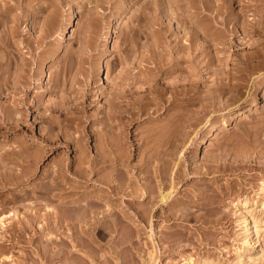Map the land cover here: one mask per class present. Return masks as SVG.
<instances>
[{
	"label": "bare ground",
	"instance_id": "6f19581e",
	"mask_svg": "<svg viewBox=\"0 0 264 264\" xmlns=\"http://www.w3.org/2000/svg\"><path fill=\"white\" fill-rule=\"evenodd\" d=\"M9 1H11L12 3L8 2L7 0H0V52H3V53H0V136L5 137V139L6 138L9 139L10 133L12 134L15 130H17L21 126H23L22 130L24 131V133H22V134L24 136H28L29 138L34 140L36 137L34 134L30 133L28 135L27 133H25V132H30V129L27 126V120H26L25 116L33 114V116H32V117H34V118H32L33 120L41 119L47 123V125H45V126H47V128L43 132L44 134L42 133L38 137L40 139V141L45 140L44 144L48 145V142H49V144L51 143V145H52L56 142L63 140V141H66V143H67L66 145L70 147L71 143L73 144V142H76L79 139H80L79 142L77 141L76 144L77 143L80 144L81 136H85V137L87 136V138H90V134H92L91 133L92 131H90L88 129L87 125H85L84 123H83V125H81V123L85 121L84 117H89V113H86V110L83 108V106L86 103L89 105L91 104L90 101H92V100L91 99L87 100V99L89 98V96H91V95L93 96V87H94L93 83H95L96 80L93 78L95 80L94 81L91 78L93 81H88L87 75L83 72L84 74L81 73V74H83L81 77L83 78L84 75H86L85 77L87 79V82H85L86 81L85 80V81H83L85 83L81 84V83H79L81 81V78L79 79V76H78V80H79L78 81L76 78H74V75L71 74L70 76H73V78H71L69 76V79L70 78L76 79V81H78V82H76V81H74V82L76 84L79 83L81 85L78 87V86H76V84L74 85V82L70 83L71 79L68 82V83H70L68 85V83H67L68 74L67 73L72 72V71H70V69L72 70L73 66L72 67H69V66L73 65V63H74V62L73 63L71 62L72 58L68 57L69 59H71L70 62L68 60L70 65L68 67H64L65 68L64 73L62 71V69H64L63 66L60 67L61 68L60 70L57 69V71H59V73H57L55 70L56 75L63 73L64 74V75L62 74L63 77H62V75H59L55 81L53 80V82H54L53 84L50 82V85L51 84L52 85H51L49 91L51 93L56 94V99L55 98L53 99V97H55V96H53L52 97L53 100L51 99V97H49L51 100L42 101L41 95H40L41 93L39 94V91L37 92V90L41 86L34 79L33 74H35V73L32 74V72H29V69L26 66L27 65L26 63L27 62L30 63V60L26 62V59L23 58L25 61H22L21 60L22 58H20V57H22V55H20L18 59H20L22 62H19L18 66L13 67L14 57H15V55H17V52H18L17 51L18 45H17V43L15 44L16 40H14V42L12 41V37L13 36L16 37L20 33V32H16L17 26H14V25H16V23L18 21L21 22V15L23 14V12H21V14L18 13V12H20L18 9H20L21 11L22 10L25 11L26 8H28V7L32 8L34 6V4L36 5L37 2L33 3V1H35V0H9ZM114 1H113V3H114ZM133 1L134 0H131V1L128 0V2H133ZM171 1L170 0H152V1L142 0L144 5H142V7L140 6V9L142 10L145 7L146 8L149 7V8H152L151 11L154 12V10L155 11L157 10V11H159V13L160 12L163 13L162 11L168 10V8L170 9V7L172 5H174V6H172V9H175V10L178 9L177 7H178L179 3L178 4L175 3L176 4V8H175L174 2L176 0L173 2H171ZM192 1L193 0H191V2ZM198 1H200V0H197V3H198ZM204 1H206V0H204ZM204 1H202V2L205 3ZM225 1H229V0H225ZM39 2L42 4L46 3V5H47L46 0H40ZM118 2H120V0ZM139 2H141V1L139 0ZM181 2H182V0H181ZM185 2H186V0H185ZM191 2H190V4H191ZM202 2H201V4H202ZM238 2L241 3L240 1H238ZM48 3L50 5H52L50 2H48ZM134 3H136V2H134ZM141 3H139L138 6ZM151 3H152V6H151ZM118 4L116 5V3H115V4H113V6L116 5V7H117ZM185 4L187 6L189 3L187 4V2H186ZM192 4H195V3L192 2ZM201 4L198 6L201 7ZM231 4L226 5V6H228V8L226 7L227 9L224 7L226 9V14H224L223 20H221L222 24H225L224 27H226L227 29L225 28V31H224V29L221 28L222 31L218 30L219 32L213 31L214 30L213 28H212L213 30H211L213 32L208 31V30H210L209 28L212 27V26H209L210 25L209 21H208V23H209L208 26L206 23H204V24L201 23V21L204 22L202 20L203 17L201 18L202 15L203 16L205 15L206 18L208 16V18H211V20H213V21L214 20L218 21L217 16H218L219 11H220L219 9H217V11L212 16L208 15L207 13H202L200 16H197V17L195 16L196 19L193 21H192V19H194V18H192V17H191L192 19L188 18L190 16V14H192L191 9H189V10H191V13L189 12L190 14H188V16H187V14L184 15L185 11H184V14H182L183 10H185V9H182L180 7L181 5L179 6L180 8L177 10V12L171 10L173 12L170 11V13H169V10H168V13H166L167 15L173 13L172 15H169L168 17L173 16L172 18L175 17L176 20L178 21V23H180V26L182 25V23H184L185 26L189 27V28H187L188 30L186 31V33H187L186 42L181 41L182 38L175 29L177 27L174 26V28L172 29L170 26L171 23H169V24L165 23L166 21H164V18L161 14H160L161 15L160 16L159 13H157L158 16H154V20H153L152 16L148 17V15L146 14L147 13L146 10H144V9L142 10L143 12L145 11V14L147 15L146 20H145L146 15L142 18L143 21L144 20L146 21L145 24H147L149 26L156 24L157 27L155 26L156 28H154V29L158 30L159 33L161 32L159 35L164 39L166 37H168V36L170 37V35H172V37H173V39H175V41L172 38L171 39L175 43L174 42H172L174 44H172L171 42H169V43H171L172 48L175 50V51L174 50L173 51L179 55L177 56L176 54L173 53V56L174 55L175 56L174 57L172 56V58L170 59V58H168V56H170L171 54H169L167 56V59H170V60L164 62L166 57L163 56L165 59L161 58L162 57L161 53L163 52L162 50L166 47V45H165V47L163 46L164 47L163 49L160 46L161 50L160 49L159 50L162 51L161 53H155L156 50L158 49V46L160 44L163 45L162 42H164V40L162 41L160 38L157 39L158 37H160L159 35H158V37H156V39L158 41L156 40V42H155V40H152V41H154L153 42L154 45L152 43H149V42H146V43L152 45V46H150L152 48V50L151 49L149 50V51H151L150 53H152V51L154 52L153 49H155V47H157L154 54L155 55L160 54L161 56L160 55H157V56L160 57L161 59L157 57L158 59L155 61V59H156L155 57H153V59H152L151 54H150V56L148 55L151 58H149L148 56L145 57V53H142V54H144V55H142V57L138 55L140 57L138 59L136 58L138 56L134 55L132 57H135L138 60L137 61L135 59L138 63H135L136 65L134 64L136 66V68L134 70V66H133L134 71L133 70L131 71V69H129V67H126V69H125V64H124V63H127L129 60H132L131 54H129L130 58H129V60L128 59L126 60L127 62H124V61L128 57L124 56L125 59L122 62L121 60H123V58H122L123 55L120 56V59L122 58L121 60H119V55H118L117 60L124 64V66H123L124 68H120L122 64L119 62L120 65L118 67H119V69H123V70L116 69V72L115 73L113 72L114 74L112 73L113 76L110 75V73H109L110 77L112 76V79H110L111 86L109 87L110 88L109 92L106 93L105 89H104V91L100 89V92L95 90L98 92V94H97L98 96L105 98V99L103 98L104 99L103 102H105L104 106H107V109L105 108L102 111H100V113H101L100 115H98L96 113L97 114L96 118H94V120H96V122L98 121V124H100L99 129L97 128V131H96V133L98 132L97 135L93 134V137L96 136L94 138L95 141L93 139V141H94L93 145L95 146L94 151H91V149H90V151L87 150L86 148L88 147V145H87V147H86V145H83V147L85 146L86 148L85 147L82 148L81 147L82 145L80 146L78 144V147H79L78 151L79 152L77 155H73L72 157H70L68 155H63L64 157L62 156V158L59 156L60 159L58 158L59 161L54 165V167H52V168L50 167L51 168L50 169L46 165V169L47 168H49V169H47V170L45 169V171H43L42 174L39 176L38 179H39L40 183L38 182L37 183L38 185L34 184V186H36L38 188V189L37 188L35 189L36 193H37V195H35V197L37 198V196H39L38 194H43V195H47L46 200L48 199L50 202L56 201V203L54 202V204L47 206L46 207L47 210H44V211H48L47 212V218L48 219L47 218L46 219L48 221L47 224L49 225V227H47V229H49V230L51 229V231L53 230L54 233H55V231L58 232L57 229H60V227L61 228L63 227L66 229V231H64L65 229L64 230L62 229V232H63L62 235L65 236L64 238H63V236L60 238V235H59L58 239H56L57 237H55V235L52 234L51 236L53 238L50 239L51 236H50V233H48L49 235H47V236H50V237L49 238L47 237V239H50L49 245L51 248V250H49V253L51 252L50 253L51 254L50 260L53 259L54 255H57L58 253H60L61 250H59V252H57V250H56L57 248H59V246H58L59 242L61 243V245L63 243V247L66 248L67 260H70V261L75 260V258L72 257L73 251H80V252L84 253V255H86L90 260H93L94 253L92 251V248H89L87 250L82 249L81 240L83 239V237H85L84 235H86V237H88L91 242L97 243V241L93 237V235H90L94 229H97V231H99L101 235L104 234L103 233L104 231H102L101 227H104L109 232L118 231L119 228H121L123 230H127V231H133L136 229L138 230V228H136V225H138L137 223L139 221L140 222L143 221L146 228H148V231H149L148 235H146L148 242H150L149 245L151 243L153 244V246L151 248L148 247V249L146 248L147 250L145 249L147 261L144 264H153V263L157 264V263H155V260H156V257H158V253H157V249L155 247V244L161 240L162 236L160 237L159 234L162 235L161 231H162V228L164 227V225L166 227L174 226L175 222L178 220H181L182 217L186 218L187 220H190V218L193 217L194 220L197 221L202 216L203 219H201V220L204 221L205 215L212 214L216 211V209L214 208V205H212V204L216 203L215 197L218 198L219 196H221L224 193V191H223L221 185L215 181L216 179L214 180V182H216V183L213 185V181H210L211 179H209V178H211L212 173L220 174V173H224L225 170H232L233 168H237L236 166H233V165L238 164L237 166H240V164L242 163L241 159L238 158V160H237V157H236V161H238V163L232 162L233 164L227 160H224V159H226L224 157L226 155H228L229 152H228V154H225L226 150H224V149L225 148L227 149V147H223V146H221L222 145L221 144V145H218L219 147L221 146L220 147L221 150L220 149H218V151L216 150V153H214L215 151L208 153L207 152L208 150H205L204 152H206V153L205 154L202 153V155H204V157L202 156L203 158H200L201 159L200 161H198L199 159L197 158L198 159L197 161L199 162V163H197V161L192 160L193 159L192 150H193L194 146L192 148H190L189 144L190 143L195 144V142L197 141V137H199L198 135H200L202 133L203 128L206 127L205 125L208 122V120L211 118L210 116L212 115V113L216 112L217 110L219 111V109H223L228 105L227 103H226L227 104L226 106L223 105L224 102L222 101L223 104L221 107L219 105V103H217V100H218L217 97H218L219 93L221 91L224 93V91H226L228 88H225V90H224V87H226V86H224V84H225L224 76H223V72L221 70H219L220 73L218 71L219 74L217 73V75L215 77L216 79L214 78L216 81V86L214 85L215 87L214 86L213 87L212 86H209V87L206 86L207 88L204 87L205 89H203V87H200L201 89H199V87H197L198 84L195 85L197 82L195 83V81H194L195 78H196L195 80L197 81V77L194 78L193 74H195V75L199 74L200 75L201 74L200 71L203 68L201 67L202 69L200 70L199 65H197L199 62H195L194 59H193V61H194V63H197L196 65L195 64H192V65L188 64L185 66V65H183V62L188 61L191 58L190 55H192L191 51L193 50L192 49L193 47H194V51L196 50V47H197V49H198V47H200L201 50L200 49L199 50H200L201 54L203 52L202 56H207V54H208L207 60L205 63L206 67L204 69L207 70L208 67H211V63H213L212 60L214 61V58L211 59L212 57L209 56V53L207 52V51H209L208 49L206 51L208 44L204 45V43L198 41V39H197L198 35L203 36V38L205 39V42H212V40L216 38L215 42L217 43V39L220 37L219 35H221V34L224 35L226 33V35H224V36H227V34H231L230 36H232L233 33H236V35L241 39L242 37L249 35L250 34L249 32H251L253 30L256 31V29H257L256 28L257 22H255L256 20L253 22L252 20L248 21V19L247 20L242 19L241 20L242 22H240L239 18L236 19L237 14L234 15L235 16L234 17L233 14L231 13V12H233L232 10H230V8H232ZM44 5H42V6L44 7ZM120 5H121V2H120ZM239 5L240 4H238V6ZM244 5L245 4L242 3L241 6H239L240 12L242 11L241 7H243ZM42 6H41V4L39 5V3H38L36 8H34L35 10L30 9L31 11L30 12L28 11L30 18L35 17L37 13H35V16H34L33 15L34 12H36L38 10H42L43 9ZM128 6H131V5H128ZM134 6L136 8V5H134ZM186 6H185V8H186ZM193 6H197V5H193ZM221 6H223V3ZM221 6H220V8H221ZM210 7L211 6L206 3L201 8L205 9L207 11V10L211 9ZM12 8H16V10H18V12H16L17 14H15L13 16V18H14L13 21L15 20V24H11L10 22H12V21L9 22V19L12 20L11 19L12 15L15 13V11H14L15 9H13V11H11L13 14L11 15V13H10L11 17L9 16V12ZM48 8L49 7H47V9ZM115 8H113V10ZM135 8H133V9H135ZM195 8H197V7H195ZM195 8H193V10ZM118 9L120 10L121 6ZM118 9H116V10H118ZM136 9H139V8H136ZM180 9H182L181 13H179ZM121 10H123V8ZM196 10L199 11V13H201L203 11V10L202 11L199 10L198 8ZM142 11L138 12V10H136V11H134V15L136 14V16H137L136 12H138V14H139ZM195 11H193V12H195ZM28 12H26V13L28 14ZM44 12H45V10H44ZM118 12L119 11H117V13ZM143 12H142V15H144ZM165 12H167V11H165ZM209 12H212V11H209ZM234 12L237 13L238 11L236 12L234 10ZM117 13H116V15H117ZM38 14H41V12L39 13V11H38ZM118 14H120V13H118ZM153 14H155V13H153ZM163 15H164V13H163ZM197 15H199V14H197ZM130 16H131V14H130ZM140 16H141V14L139 15V19L141 18ZM38 17H40V16L38 15ZM75 17H76V15L74 16V14L72 12L71 17L69 18V20L67 22L69 24L73 23ZM260 17H261V15H260ZM126 18H128V17H126ZM131 18H132V16H131ZM134 18H135V20L138 19V17H135V16L132 19H134ZM172 18H170V19H172ZM36 19H38V18H36ZM129 19L130 18L127 19L128 23H129V21H131V22L133 21V20H129ZM263 19L264 18H262V20ZM28 21H30V20H28ZM41 21H43V20H41ZM35 22H38V20L37 21L35 20ZM137 22H139V21H137ZM167 22H170V21L168 20ZM8 23L13 25L14 28L9 27ZM132 23H134V22H132ZM178 23H177V25H178ZM230 23H231V25H230ZM30 24L33 25V23H31V22H30ZM30 24H29V26H30ZM58 24H60V23L58 22ZM236 24L240 25V28H241L240 32H238L239 29L236 28L239 25L236 26ZM258 24H259V22H258ZM260 25L263 26L264 23H263V25L262 24H260ZM19 26H20V24H19ZM261 26H258V27H261ZM5 27H7L8 29H6ZM43 27H45V26H43ZM59 27H60V25H59ZM178 27H179V25H178ZM192 27H194L193 28L194 30L192 29ZM203 27H205V31H203V33H199L200 29H201V31L203 30ZM213 27H214V25H213ZM30 28H32V27H30ZM233 28H235V30ZM46 29H47V27H46ZM46 29H45V31H46ZM56 29H58V28L56 27ZM206 29H207V31H206ZM236 29H238V30L236 31ZM45 31H43V32L45 33ZM47 31H49V33H51V31L49 29ZM43 32H40V35L43 36L45 39V35H43L44 34ZM15 33H17V35H14ZM72 33H73V31H72ZM261 34H263V33H261ZM223 35H221V38ZM41 36H39V37H41ZM46 36H48V35H46ZM109 36H110V34L107 35V37H109ZM250 36H252V35L250 34ZM15 39H17V37ZM37 39H38V37L36 38V40ZM166 39H169V38H166ZM223 39L224 38H222V40ZM36 40L33 39V41H36ZM41 40H42V38H41ZM41 40L39 39V41H41ZM172 40H170V41H172ZM30 41H32V39ZM152 41H150V42H152ZM218 41H220V40H218ZM18 43H20V42L18 41ZM40 43H42V41ZM40 43H35L34 45L40 44ZM155 43H156V45H155ZM148 44H146V45H148ZM165 44H167V46L169 47L168 43H165ZM29 45L31 46V44H29ZM133 47H135V46L133 45ZM150 47L148 46V48H150ZM263 47H262V49H263ZM49 48H50V50H52L51 47H49ZM172 48L170 47L168 49H172ZM215 48H216V46H215ZM254 49L251 51L252 53L251 52H248V53H251L253 55L254 54L253 52L256 51L258 48H256L255 50ZM44 51H46V50H44ZM55 51H57V50L55 49ZM55 51H54V53H55ZM160 51H158V52H160ZM167 51H169V50H167ZM171 51H169V52H171ZM258 51H257V53H258ZM261 51L262 50L259 51V54L261 53V55H262V53L264 51H262V52ZM178 52H180V53H178ZM40 53H42V52H40ZM257 53H255V54H257ZM125 54L126 53H124V55ZM154 54L152 56H154ZM126 55H128V54H126ZM244 55L247 56L248 54L246 53ZM37 56H39V54ZM41 56H40V58L38 57L40 60L42 59ZM241 56L244 57L243 55H241ZM262 56H264V54ZM44 57H46V56H44ZM50 57H52V56H50ZM217 57H219V56L218 55L215 56V61H218V64H220V62H219L220 59ZM221 57H223V56H221ZM250 57H252V56H250ZM80 58H82V57L80 56ZM248 58L249 57L247 56V60H248ZM39 59H38V61H39ZM245 59L246 58H244V60ZM133 60H134V58H133ZM142 60H144L145 63L153 62L152 63L153 65L151 64L150 66H148L145 63H142ZM190 60H191V62H193L192 59H190ZM221 60L224 61V59H222V58H221ZM249 60H251V58ZM18 61L19 60H16V62H18ZM38 61H37V63H38ZM41 61H43V60H41ZM132 61H131V63H132ZM81 62H82V59H81ZM81 62H79V63H81ZM129 63H130V61H129ZM65 64H66V62H65ZM113 64H114V62H113ZM117 64H118V62H117ZM185 64H187V63H185ZM15 65H17V63ZM111 65H112V63H111ZM141 65L143 67H141ZM246 65H247V63H246ZM39 66H41V65L39 64ZM248 66H250V65H248ZM56 67H57V65H56ZM56 67H54V69H56ZM185 67L186 68L189 67V69L186 70ZM245 67H247V66H245ZM57 68H59V67H57ZM182 69L184 71L185 70L187 71V75L183 74L186 76V78H184L185 79L184 82H182V81L184 80L183 77H185V76L180 77V82L178 81L179 78H178V80H171L170 82L168 80H166V82L168 81V83L164 85L165 82L163 83V81H162V79L164 77H167V76L172 77L171 76L172 72H174V71L176 72V70L182 71ZM215 69L214 70L212 69V70L217 72V69H219V67L216 70ZM242 69L243 68L241 67V70ZM248 69H251V68H248ZM248 69H246L245 71H247ZM252 69H255V67ZM30 70H31V68H30ZM110 70H111V68H110ZM38 71L42 72L41 69H39ZM51 71H54V70H51ZM60 71H62V72H60ZM77 71L78 70H76V72ZM73 72H75V71H73ZM216 72H214V73H216ZM78 73H80V72L78 71ZM52 74H53V72H52ZM180 74L181 73H179L178 75H180ZM39 75H40V73H39ZM56 75H55V77H56ZM75 75L77 77V73ZM173 75H174V73H173ZM176 75H177V73H175V76ZM191 75L193 76L194 79L192 78ZM37 76L38 75L35 74L36 78H37ZM50 76L53 77V75H51V72H50ZM180 76H182V74ZM105 77H108V75ZM181 78L183 79L182 81H181ZM50 79H51V77H50ZM175 79H177V77ZM89 80H90V78H89ZM256 80H258V78ZM259 81H260V79H259ZM259 81H258V83H260ZM91 82H93V83H91ZM237 83H239V82H237ZM253 84L257 85V83H253ZM226 85H228V84H226ZM34 88L37 90H35L36 92L34 91L35 92L34 94L31 93V94H33V95H31L30 92L32 89L34 90ZM228 96L230 97V95H228ZM253 96L255 97V95H253ZM237 97H240V96L237 95L235 97V99ZM94 98H92V99H94ZM241 98L242 97H240L238 99H241ZM46 99H48V98H46ZM238 99H237V102H238ZM97 101L98 100H96V102ZM96 102L94 101V103H96ZM230 103H231V101H230ZM195 105L197 106V108ZM102 106H103V103H102ZM247 108H249V107H247ZM241 111H242V109L241 110L236 109V111L235 110L232 111L230 113V115L234 116L235 114H238ZM160 114H162L163 116H160ZM92 115H93V112H92ZM93 117H95V116H93ZM93 117L92 118L89 117V118H91L93 120ZM160 117H162V119H165V120L161 123H159L160 121L156 123L155 119L158 121V118H160ZM253 120H255V119L253 118ZM141 121L144 123V125L147 123L146 124L147 126H145V127L143 126V129H140L139 131H137L136 128H138V125H140ZM90 122H92V121H90ZM153 122H155V123H153ZM93 123H94V121H93ZM93 123L91 125H93ZM70 125L74 128V130L76 128L77 129L80 128L79 126H81V128H80L81 133L79 131L80 134L79 133L74 134V135H78L77 137L72 135L73 131L70 132L71 129L70 130L68 129L67 126H70ZM131 126H133L136 131H133L131 129ZM249 126H250V123H248L247 126H246V123H244V126L240 127L242 135L243 134L248 135L249 132L251 133L252 130H250ZM251 126H252V124H251ZM96 127H98V125ZM140 127H142V126H140ZM56 128H57V131L55 133H53V130L55 131ZM95 129H94V131H95ZM252 132L255 133L256 131H252ZM254 133H252V136H254V138L251 137V135H250V137L252 139H255L256 135ZM237 134L240 135V133H238V132H237ZM225 137H224V139H225ZM231 137H233V136H231ZM231 137H227V140H228V138L232 139ZM234 138L236 139L238 137L234 136ZM243 138H241V141L246 140V138H244V139ZM235 139H233L234 142L232 141L234 144H236L235 142H238V140H239L238 143H240V139H237V141ZM252 139H248V140L252 141ZM84 140H87V139H84ZM227 140H223V141H225L224 143H226L228 145V147L231 146V149H234L235 145L231 144L232 142L230 140H228V141ZM5 142H7V141H5ZM52 142H54V143H52ZM227 142H231V143H229L230 146ZM246 142H247V140H246ZM252 142L253 143L249 142L250 146H251V144H253V146H254L255 141L253 140ZM256 143L257 142H255V145L258 144V143L257 144ZM76 144H74L75 147H76ZM226 144H224V146ZM241 144H242V142H241ZM74 145H73V147H74ZM243 145H245V141H244V144H242L241 146H243ZM247 145H248V142L245 145V147H241L239 144L238 145L236 144L235 151L238 152L237 149H239L241 147V150L243 148L242 151H244V150L245 151L242 152L239 150V152L245 153L246 147H247V150H249V148H248L249 145L248 146ZM26 147H27V145L24 144L23 142L20 144H17V145H12L11 147L10 146L6 147L4 149L2 147V149L0 151V168L2 169V171L1 170L0 171L2 172V176H3V174L4 175L7 174L6 176L13 175V177L10 176L13 179L14 177H17V178L21 177V176L23 177V175L26 173L27 174L30 173L33 175V173L35 171V165L38 162V159L42 155L44 156L45 153L43 154L44 150H43V152L42 151L38 152V151H40V149H39V150H37L38 153L33 152L32 156H31L29 154V153H31V152H29L30 150H28ZM78 147H77V149H78ZM237 147H239V148H237ZM44 148H46V147H44ZM250 149H253V147ZM253 151H254V149H253ZM189 152H191L192 159H191V157L190 158L187 157ZM195 152H194V155H197V153L195 154ZM230 152H233V151H230ZM211 153H212V155H211ZM135 154L138 155L139 158L137 157L135 159L136 161L133 159L135 162H132L133 160L131 161V158L133 156H136ZM237 154L233 153L232 156H234V155L236 156ZM241 155H243V154H241ZM241 155L239 153V157ZM244 156H245V154H244ZM234 160H235V158H234ZM74 161H75V163H73ZM231 161H233V160H231ZM25 164L34 165V169H31V168L29 169L27 166H26L27 169H26V167L23 169L22 166ZM72 164H75L73 166V168H72ZM242 164H241V167L244 165V164L243 165ZM48 166H51V165H48ZM36 168H38V166ZM107 168H109V169L107 170ZM105 169H106V171H105ZM216 176L217 175H215V177ZM24 177L26 178V176H24ZM11 178L9 179L7 177V180L9 179L8 181H10ZM195 178H197L198 181L194 182V180H193L192 181L193 183L190 184L191 185L190 189L187 187L188 190H186L185 187H182L189 180L195 179ZM14 179H16V178H14ZM14 179H13V181H14ZM70 180H74L75 183L74 182L72 183V181H70ZM16 181L18 182L17 179H16ZM11 182H12V180H11ZM88 184H90V185L94 184L95 187H97L98 189L97 190L95 189V191H93L95 193H91V191L88 192V193H91L92 195L87 193L89 196L88 195L85 196V193H84L85 191L81 187L80 188L82 190H80L79 186L81 185L83 187V186H87ZM29 188H33V187H29ZM93 188H94V186H93ZM86 189L88 190V188H86ZM21 190L22 189L17 190L16 192L21 191ZM35 190L31 189V192L35 191ZM22 191H24V190H22ZM26 191H29V190L27 189ZM181 191H184V192L182 193L181 196H179L178 194ZM185 191H186V193H185ZM24 195L26 196V194H24ZM10 196H8L10 198V200L15 202V201H20L19 197L20 196L23 197V194L20 195L19 193H13L12 192V194H10ZM119 197L121 199L122 198L125 199V201L121 200V202L123 201V203H124V205L122 207H119V206H121L120 204H123V203L119 202L120 204H118L115 201ZM2 200L4 201V198ZM26 200L27 199H25V201ZM138 200L144 201L145 207L142 206V207H144V209L142 207H141L142 209H140L139 205L138 206L136 205V201H138ZM3 201H2V203H3ZM31 202H34V201L31 200ZM238 202H239L240 207H244L247 205L248 200L245 198H242V199H239ZM23 203H25V202H23ZM46 203H49V202L47 201ZM115 203L118 204L119 206L117 207V205ZM57 204L58 205L59 204L65 205L67 207V209L65 206H63V207L65 208L66 211L65 210L62 211L61 212L62 214H61L59 212L60 209L58 210L59 207H56ZM24 206H25V204H24ZM59 206H61V205H59ZM135 206H137V207H135ZM129 207L133 209V213H130V211H128ZM35 208H34V212L39 213V211H36L37 208L36 209ZM158 208H160V210ZM245 208H244V210L240 209L242 221L244 223L243 224L244 226L242 227L243 232H247L250 229V225L248 223L246 212L249 213V214L247 213L248 215H250V213H252L250 211L251 209L249 210L248 208L247 209H245ZM29 210H30V208L28 210H26V214H27V211H29ZM39 210H40V208H39ZM30 211H32V210H30ZM11 213L14 214L13 212H11ZM10 214H8V215H10ZM24 214H25V212H24ZM34 215L37 216V214H34ZM34 215L33 214L31 216L28 215L29 216V219L27 220L28 222L26 221L27 218L24 220L25 222H27L26 224H28V223L30 224L32 221V226H33V222L35 221V219H37L39 217L38 216L37 218H34V221H33L32 219H33V217H35ZM41 215L43 216V213H41ZM132 215L135 216V218H132V219L137 220V223L135 222V224H134V222H132L134 224V226H130L131 223L128 224V222H125L127 219L130 220L128 217H130ZM251 216L252 215H250V217ZM22 217H25V216L22 215ZM30 217H31V220H30ZM161 220L163 222H166V224L162 223ZM255 220H257V219H255V217L253 216V218H252L253 224H254ZM123 221L125 223H122ZM130 221H132V220H130ZM158 222L159 223L161 222L162 225L158 224ZM39 225L40 224L37 223V226H39ZM42 225L43 224H41V226H39V227H42ZM178 225H179V223H178ZM27 226L28 225H26V227H24V228L22 226V228L25 229V228H27ZM41 229H44V228L42 227ZM155 229H156V231H155ZM181 230H182V228H181ZM158 231H160L161 233H159ZM129 234H130V232H129ZM154 238H157L156 241H154ZM57 240H58V242H57ZM46 244H48V243H46ZM54 244L55 245L57 244L55 250L52 249L55 246ZM97 244H99V243H97ZM49 245H47L48 248H49ZM63 247L61 246L60 249H63ZM158 260H157V262H158ZM203 264H212V263L209 260H204Z\"/></svg>",
	"mask_w": 264,
	"mask_h": 264
},
{
	"label": "rangeland",
	"instance_id": "374dc122",
	"mask_svg": "<svg viewBox=\"0 0 264 264\" xmlns=\"http://www.w3.org/2000/svg\"><path fill=\"white\" fill-rule=\"evenodd\" d=\"M7 1L12 3L9 0H7ZM39 1L40 0L33 1V3L37 2L36 5L34 4V6L32 8L28 7L29 9L25 7L26 8L25 11H23V10L21 11L20 9L17 8L20 11V12H18V10H16V8H12L9 12V16H10V13H11V15L13 14L11 11H13V9H15L14 10L15 13L12 15V18H11L12 20L9 19V22L10 21L13 22V23L10 22L11 24H15V20L13 21V19H14L13 16L15 14H17L16 12H18L20 14H21V12H23V14L21 15V22L18 21L16 23V25H14V26H17L16 32H20V33L18 35H17V33L14 34V35H17L16 36L17 39H15L16 38L15 36L12 37L13 42H14V40L17 41V42L15 41V44L17 43V45H18L17 55L19 54L18 56L15 55V57H14L13 67L18 66L19 62L25 61L24 59H26V62L30 60L31 64L29 62H27L26 66L29 69V72H32V74L35 73L36 75H38L36 78L35 74H33L34 79L41 86V87H39L38 90L35 88H34V90L32 89L30 94L31 93L34 94L36 92L35 90H37V92L39 91V94L41 93L40 95H41L42 101L51 100L53 96H55V97H53V99L54 98L56 99V94L51 93L49 91L51 85L54 83L53 80L55 81L59 75H62L64 73V70H65L64 67H68L70 65L69 62L71 59H69V58L71 57L72 58L71 62L72 63L74 62V63H73V65L69 66V67L73 66L72 70L70 69V71H72V72L75 71V72L67 73L68 74L67 83L70 81L71 78H73V76H70L71 74H73L74 78H76L77 80H78V76H79V79L81 78V81L79 83H81V84H84L85 82H87V79H88V81H93L94 79L96 80V81L94 80L95 83L91 82L94 85L93 96L91 95L92 97L89 96V98L87 99V100L91 99L93 102L90 101L91 106L87 103L84 104V106H83V108L86 110V113H89V117H91V118L93 116H95V117H93V120L89 117H84L85 121L81 123V125H83V123L85 125H87L88 129L90 131H92L91 132L92 134H90V138H87V136L86 137L81 136L80 144L79 143L76 144L77 141L79 142V140H80L79 139L76 142H73V144L71 143L72 146L70 145V147L67 146L66 141H63V140L56 142V143L52 142V143H54L52 145H51V143L49 144V142H48V145L44 144L45 140L40 141V139L38 137L46 130L47 126H45V125H47V123L41 119L33 120L32 119V118H34V117H32L33 114L25 116V118L27 120V126L30 129V132H25V133H27L28 135L30 133L34 134L36 136L34 140H32L28 136H24L22 134V133H24V131L22 130L23 126H21L19 129L15 130L12 133L13 135L10 133L9 139L8 138L5 139V137L0 136V151H1L2 147L4 149L6 147H9V146L11 147L12 145H17V144H20L23 142L24 144L27 145L26 148L28 150H30L29 152H31V153H29V154L31 156H32L33 152L38 153L41 151L43 152V150H44L43 154L45 153L44 156L42 155L38 159V162L35 165V171H34L33 175L30 173H28V174L26 173L23 175V177L26 176L27 179L25 177L23 178L21 176L24 180L21 177H18V178L14 177L18 180V182L14 178H13L14 179V181H13V179L10 177V176L13 177V175L6 176L7 174H5V175L3 174V176H2V172H1L2 169L0 168V170H1L0 171V175H1L0 176L1 177L0 178V264H144L147 261V256H146L145 251L148 249V247L151 248L153 246V244L151 243L149 245L150 242H148L147 236H146V235H148L149 231H148V228H146L144 222L139 221L137 223L136 219H132V218H135V216H133V215L128 217L132 221L127 219L125 222H128V224L131 223L130 226H134V224L136 222L138 224V225H136V228H138V230L136 229L137 231L136 230L127 231V230H123V229L119 228L118 231L109 232L104 227H101L102 231H104L103 232L104 234L101 235L100 232L97 231V229H94L90 235H93V237L96 239L97 243H99V244H97L96 242H91L89 240V238L86 237V235H84L85 237H83V239L81 240L82 249L87 250L89 248H92V251L94 253L93 260H90L86 255H84V253H82L80 251H73L72 252V257L75 258V260H74L75 262L67 260L66 248L63 247V243L61 245L60 242L58 243L59 248L56 249L57 244L56 245L54 244L55 246L52 248L53 250L56 249L57 252H59V250H61L60 253H58L57 255H54L53 259L51 258L52 260H50V257H51L50 253L51 252L49 253V250H51V248H50L49 242H50V239L53 238L51 235L52 234L55 235V237H57L56 239H58L59 235H60V238L62 236L64 238L65 236L62 235L63 234L62 229L64 230L65 228L60 227L61 230L57 229L58 232L55 231V233L53 232V230L51 231V229L50 230L47 229V227H49V225L47 224V222H48L47 221V219H48L47 218V212L48 211H44V210H47L46 207L50 206L51 204H54V202L56 203V201L50 202L48 199L46 200L47 195H43V194H38L39 196H37V198H36L35 195H37V193H36L35 189L37 187L34 186V184L38 185L37 184L39 182L38 178L42 174V172L45 171L46 165L49 168L54 167V165L59 161L58 160L59 156L62 158L63 155H68L70 157H72L73 155H77L79 152L78 151L79 150L78 144L80 146L82 145L81 146L82 148L85 147V146L83 147V145H86V147L88 145V147L87 148L85 147V148L89 151H90V149H91V151H94V149H95V146L93 145L94 141H95L94 138L96 137L95 135H97V133H98V132L96 133L97 128L99 129V127H100V124H98V121L96 122V120H94V118H96L97 114L98 115L101 114L100 111H102L105 108L107 109V106H104L105 102H103L105 98L98 96L97 94H98V92H100V89L103 91L105 89L106 93L109 92V89H110L109 87L111 86L110 79H112V76L116 72V69L123 70V69H119V67H118L120 65V63L122 64L120 68H124L123 66L125 64V69H126V67H129V69H131V71H132L133 66H134V70H135V68H136L135 63H138L137 59L140 58L139 56L142 57V55H144L142 53H145V57L148 55L150 56V54H151L152 59H153V57H155L156 58L155 61H156L158 58H160L157 56L160 54H157V55L154 54L157 47H155V49H153L154 52L152 51V53L154 54V56H152L153 54L150 53L151 51H149L150 49L152 50V48L150 47L152 45L148 44L146 42L153 44L154 41H152V40H155V42H156V40L159 38L162 41L164 40V42H162L163 45L160 44L158 46V49L156 50L155 53H161L163 51L162 52L163 54L161 53V55H162L161 58L165 59L164 57H166V59L164 61V62H166L172 58L173 53L176 54V52H174L175 50L172 48V45H171V43L174 42L175 39H173L172 35H170V37L169 36L166 37L169 39L165 38L166 39L165 40L164 38H162L159 35L161 32L159 33L158 30L154 29L157 27L156 24L155 25L153 24L152 26L150 25L151 27L149 25L145 24L146 23L145 20L147 19L146 18L147 15H148V17L152 16L153 20H154V16H158L157 13H159V11H157V10L155 11L153 9L154 10V12H153V11H151L152 8H149V7L146 8L145 7L146 9L145 8H143V9L146 10V12H147L146 13L147 15H146L145 11L143 12L142 11L143 9L142 10L140 9V6L142 7V5H144L142 0H140L142 3L139 2V0H136V1L134 0L133 2H128V0H120L121 5H120V2H118L119 0L118 1L115 0L116 2L114 0H94V1L93 0H91V1L90 0H50V1L46 0L48 6L46 5V3H44V4L47 7H49L48 9L44 4L40 3ZM113 1H114V3H113ZM129 1H131V0H129ZM150 1H152V0H150ZM173 1H175V0H172L171 2H173ZM200 1L202 2L204 0H200ZM200 1H198V3H197V0L196 1L193 0L192 2L195 4H192L191 0H186L187 4L189 3L187 5L188 7L190 6L189 8L186 6L185 0H182L183 3L181 2V0L180 1L176 0L174 2V4L175 3L176 4L181 3L180 4L181 6L178 4L177 8L179 9L181 7L182 9H185L182 12V14H184V11H185L184 15L187 14V16H188V14H190L191 10H192V14H190V16L188 17L190 19L194 18V19H192V21L195 20L196 17L200 16L202 13H207L208 15L212 16L217 11V9H219L220 11H219V14L217 16L218 21H215V20L213 21V20H211V18H208V16L206 18L205 15L201 16V18L203 17L202 20L204 21V22L201 21L202 24L206 23L208 26V24L210 23L209 26H212L209 28L210 30H208V31H211L214 29L213 31L219 32V31H222V29H224V31H225V28H226V27H224L225 24H222L221 20H223L224 14H226V9L228 8V6H226V5H230L232 3L231 4L232 8H230V10H232L233 12H234V10L236 12L238 11L237 13L234 12L235 14L233 12H231L233 14V16L237 14L238 17L236 16V19L239 18L240 22H242L241 21L242 19H245V20L248 19V21L252 20L253 22L256 20L255 22H257L256 23L257 29H256V31L255 30L251 31L252 33L249 32L252 36H250V34H249L247 36L242 37L241 39L236 35V33H233L234 35L232 34V36H230L231 34H227V36L229 35L228 37L224 36V35H226V33L224 35L221 34L224 36V37L222 36V38H224V39L222 40L221 35H219L220 37L218 36L219 38L217 39V43L215 42L216 38L213 39L214 41L212 40V42H205V39L203 38V36H201V35L197 36V39L199 42L204 43V45L208 44L209 48L207 47L206 51H207V49L209 50L207 52L209 53V56L212 57L211 59L214 58V61L212 60L213 63H211V67H208L207 70L204 69L206 67L205 63H206L208 54H207V56H202L203 52L201 54V52H200L201 48L198 47V49H197V47H196V50L194 51V47H193L192 48L193 50L191 49L192 50L191 51L192 55H190L191 58L190 57L189 58L192 59V61L194 59L195 62H199L200 64L194 63V61L191 62V60L188 58L189 60L183 62V65L186 66L188 64H190V65H192V64L196 65L197 64V65H199L200 70L203 68L200 71V73H201L200 75L199 74H196V75L193 74L194 78L197 77V81L195 80L196 78L194 79L193 76L191 75L192 78L194 79L195 83L197 82L195 85L200 84L199 86L197 85V87H199V89H201L200 87H203V89H205L209 86H212V87L214 85L216 86V81H215L216 78L215 77H216L218 71L221 70L223 72V76H224V82H225L224 86H226V87H224V90H225V88H228V89L226 90L227 92L224 91V93H223L221 91L219 93V95L217 97V99H218L217 103H219V105L221 107H222L223 102H224L223 105H225V106L227 104L228 105L230 104V105L229 106L227 105L226 107L224 106L225 108L219 109V111L217 110L216 112L212 113V115L210 116L211 118L209 119L210 121L208 120V122L205 125L206 127H204L202 130V133L200 135H198L199 137H197V141L195 142V144H193V143L189 144L190 148H192L194 146L193 150H192L193 159L191 157V152H189L187 157H189V158L191 157V159L193 161H197L198 159H199L198 161H200L201 160L200 158L204 157V155H202V153L203 154L206 153V152H204L205 150H208L207 151L208 153L214 152V151H215L214 153H216V150L217 151H218V149L221 150L220 147L223 146V147H227V149H228L227 150L225 148L224 150H226L225 151L226 153L225 152L224 153L228 154V152H229L228 155H226V156L224 155L225 156L224 158H226L224 160H227L231 163L232 162L238 163V161H236V157H237V160H238V158H240L241 162L244 165L240 162L243 165L242 167H241V164L239 163L240 166H237L238 164L233 165V166H236L237 168H233L232 170H225L224 173H220V174H217V173L211 174L212 176H211V178H209V179H211L210 181H213V185L216 182H218L221 185L224 193L221 196H219L218 198L215 197L216 203L212 204V205H214V208L216 209V211L212 214L205 215L204 221L201 220V219H203L202 216L197 221H195L193 217H191L190 220H187L186 218L182 217L181 220H178L175 222L174 226L166 227L164 225V227L162 228V231H161L162 235L159 234V233H161L160 231H158L159 233L157 232L159 234V236L160 237L162 236V237H161V240L155 244V247H156L157 253H158V257H156L155 263H157V264H203L204 260H209V261H211L212 264H264V56H262L264 54V52L262 53V55H261V53L259 54L260 50L264 51L263 50L264 49V47H263L264 46V25H263L264 19L262 20V18H264V0H229V1L206 0L207 2L204 1L205 3L202 2V4ZM238 1H240L241 3H239ZM48 2H50L52 5H50ZM134 2H136V3H134ZM190 2H191V4H190ZM38 3H39V5L41 4V6L44 5V7L42 6L43 11L38 10L39 13L41 12V14H38V11H36V12H34L33 15L35 16V13H37L40 17H38V15L36 14L35 17L38 19H36L35 17L30 18V16H29V12L31 11L30 9L36 8ZM115 3H116V5L119 3L117 7H116V5L113 6V4H115ZM139 3H141V4L138 6ZM206 3L211 6L210 8L212 10L209 9V10H207L208 11L207 12L205 9L201 8ZM222 3H223V6H221ZM242 3L245 5L243 7H241L242 11L240 12L239 6H241ZM176 4H175V8H176ZM200 4H201V7L198 6ZM238 4H240V5L238 6ZM128 5H131V6H128ZM134 5H136V8H139V9H136ZM193 5H197V6H193ZM120 6H121V9L123 8L124 11L121 9L120 10L118 9V8H120ZM151 6H152V3H151ZM172 6H174V5H172ZM172 6L170 7V9L168 8L169 13L171 10L177 12L178 9H176V10L172 9ZM185 6H186V8H185ZM220 6H221V8H220ZM195 7H197L199 10H201V11L203 10V11L201 13H199V11L196 10L197 8H195ZM224 7L225 8L227 7V8L225 9ZM113 8H115V9L113 10ZM133 8H135V9H133ZM193 8H195V9L193 10ZM116 9H118V10H116ZM182 9H180V12L179 11L178 12L181 13ZM189 9H191V10H189ZM44 10H45V12H44ZM133 10L134 11L138 10V12L142 11L144 13V15H142V12H140L139 14H138V12H136L137 13V16H136V14L134 15ZM168 10H165L167 12L162 11L164 13V15L161 12L159 13V15L161 14L163 16L164 21H166L165 23H168V24L171 23L170 26L172 29L174 28V26L177 27L175 29L178 32V34L181 36V38L183 39V40L181 39V41L186 42V39H187L186 31L188 30L187 28H189V27L185 26L184 23H182V25L180 26V23H178L176 18L175 17L172 18L173 16L168 17L169 15L173 14V13H171V14L167 15L166 13H168ZM117 11H119L118 13H120V14H118ZM173 11H171V12H173ZM193 11H195L196 13ZM209 11H212V12H209ZM26 12H28V14ZM72 12H73L74 16L76 15V17H75L73 23L69 24L67 21L71 17ZM152 12L155 14H153ZM116 13H117V15H116ZM130 14H131L132 18L135 16V17H138V19H139V15L141 14V16H140L141 18L139 20L138 19L135 20V18L132 19ZM197 14H199V15H197ZM260 15H261V17L262 16L263 17L261 18ZM144 16H145V20L143 21L142 18ZM126 17L130 18L129 20H133L132 22H134V23H132L131 21H129V23H128L127 22L128 18H126ZM170 18H172V19H170ZM28 20H30V21H28ZM35 20L36 21L38 20V22H35ZM41 20H43V21H41ZM168 20L170 22H167ZM137 21H139V22H137ZM208 21H209V23H208ZM30 22L33 23L34 26L32 24H30ZM58 22L60 24H58ZM258 22H259V24H258ZM10 23H8V26L11 28H14V26L11 25ZM177 23H178L179 27H178ZM211 23L214 25V27ZM19 24H20V26H19ZM29 24H30V26H29ZM260 24H262L263 26H261ZM59 25H60V27H59ZM230 25H231V23H230ZM238 25L236 24V26H238ZM43 26H45V27H43ZM258 26H261L262 28L258 27ZM30 27H32V28H30ZM46 27H47V29H46ZM56 27L58 29H56ZM194 27H192V29ZM5 28L8 29L7 27H5ZM236 28L239 29V30L236 29V31L237 30H238V32L241 31L240 25ZM45 29H46V31H45ZM48 29L51 31V33H49V31H47ZM233 29L235 30V28H233ZM43 31H45V33ZM72 31H73V33H72ZM203 31H205V27H203L202 31L200 29L199 33H203ZM206 31H207V29H206ZM213 31H211V32H213ZM40 32L44 33L43 35H45V39L43 36L40 35ZM261 33H263V34H261ZM108 34H110L109 37H107ZM46 35H48V36H46ZM158 35L160 37H158ZM39 36H41V37H39ZM37 37H38V39L36 40ZM156 37H158V38L156 39ZM41 38H42V40H41ZM31 39H32V41H30ZM33 39H35L36 41H33ZM39 39L42 41V43H40L41 41H39ZM170 40H172V41H170ZM218 40H220V41H218ZM18 41L20 43H18ZM150 41H152V42H150ZM169 42H171V43H169ZM35 43H40V44L34 45ZM165 43H168L169 47ZM174 43H172V44H174ZM29 44H31V46L33 45L34 47L32 46L33 47L32 48ZM146 44H148V45H146ZM133 45L135 47H133ZM155 45H156V43H155ZM165 45H166V47H165ZM148 46L150 48H148ZM160 46L162 47V49L164 47L165 48L162 51H160L161 50ZM215 46H216V48H215ZM49 47H51V49L53 51L50 50ZM170 47L172 49H168ZM255 47L258 49L253 52L254 53L253 54L254 56H253L251 54L252 53L251 51ZM262 47H263V49H262ZM43 49L46 51H44ZM55 49L57 51H55ZM167 50H169V51L174 50V51L173 52L171 51L172 52L171 53ZM54 51H55V53H54ZM158 51H160V52H158ZM257 51H258V53H257ZM40 52H42V53H40ZM248 52H251V53H248ZM0 53H3V52H0ZM124 53H126L128 55H126V54L124 55ZM178 53H180V52H178ZM246 53L248 54L247 56L249 57L248 60H247V56L244 55ZM255 53H257L258 55ZM38 54H39V56H37ZM129 54H131L132 60L134 58L133 61L129 60V58H130ZM169 54H171L170 55L171 57L168 56ZM20 55H22V57H20V58H22L21 59L22 61L20 59H18ZM118 55H119V60H121L123 58V60H121L122 62L124 61L125 57H128L125 59L124 62H127L126 60L128 59L130 61V63L128 61L127 63L123 64L122 62L118 61L117 60ZM121 55H123V57L120 59ZM134 55L135 56L139 55V56L136 57L137 58L136 59L135 57H132ZM176 55L178 56L179 54H176ZM216 55L219 56L217 58L220 59V61H219L220 64H218V61H215ZM241 55H243L244 57H242ZM249 55L252 57H250ZM40 56L42 57L41 60H43V61H41L39 59ZM44 56H46V57H44ZM50 56H52V57H50ZM80 56L82 58H80ZM167 56L170 59H167ZM221 56H223V57H221ZM151 57H149V58H151ZM221 58L224 59V61L221 60ZM244 58H246V59L244 60ZM250 58L252 61L249 60ZM38 59H39V61H38ZM81 59H82V62H81ZM16 60H19V61L16 62ZM68 60H69V62H68ZM37 61H38V63H37ZM131 61H132V63H131ZM65 62L67 65L65 64ZM79 62H81V63H79ZM113 62H114V64H113ZM117 62H118V64H117ZM249 62L251 64L252 63L253 64L251 65ZM16 63H17V65H15ZM111 63L113 66L111 65ZM142 63H145L144 60H142ZM149 63H145V64L150 66L153 62H149ZM185 63H187V64H185ZM246 63H247V65H246ZM39 64L41 66H39ZM56 65L59 68H57ZM248 65H250V66H248ZM62 66L64 68V69H62L63 73L56 75V72L59 73V71H57V69L60 70L61 69L60 67H62ZM245 66H247V67H245ZM37 67L38 68L40 67L39 69H41L42 72L38 71L39 69ZM54 67H56V69H54ZM141 67H143V66L141 65ZM218 67H219V69H217ZM241 67L243 68L242 69L243 71L241 70ZM254 67H255V69H252ZM30 68H31V70H30ZM110 68H111V70H110ZM215 68L217 69V72L213 71ZM248 68H251L252 70L248 69ZM185 69L187 70V69H189V67L188 68L185 67ZM246 69H248L247 70L248 72L245 71ZM51 70H54V71H51ZM55 70H56V72H55ZM76 70H78L80 73H78V71L76 72ZM186 70L184 71L182 69V71L176 70V72L175 71L172 72L171 76L173 78L170 76L164 77L163 78L164 80L162 79L163 83L165 82L164 85L167 84L168 81L170 82L171 80H178V78H179L178 81L180 82V77L187 75ZM62 71H60V72H62ZM50 72H51V75H53V77L50 76ZM52 72H53V74H52ZM83 72L87 75V79L85 77L86 75H84L85 78L81 77L84 74ZM178 72L181 73L182 76H180L181 74L178 75L179 74ZM214 72H216V73H214ZM39 73H40V75H39ZM74 73L75 74L77 73V77ZM81 73H83V74H81ZM109 73H110V75H112L111 77H110ZM173 73H174V75H173ZM175 73H177L178 76L177 75L175 76ZM219 73H220V71H219ZM183 74H185V75H183ZM55 75H56V77H55ZM63 75H62V77H63ZM107 75H108V77H105ZM69 76L71 77L70 79H69ZM50 77H51V79H50ZM174 77L175 78L177 77V79H175ZM89 78H90V80H89ZM91 78L92 79L94 78V79L92 80ZM184 78H186V76L183 77V79ZM257 78H258V80H256ZM76 79H71L70 83H73L74 81H76ZM183 79L181 78V81ZM259 79H260V81H259ZM166 80H168V81L166 82ZM78 81H76V82H78ZM83 81H85V82H83ZM184 81H185V79L182 82H184ZM258 81L260 83H258ZM50 82L52 83L51 85H50ZM237 82H239V83H237ZM70 83H68V85ZM79 83H77L78 84L77 85L74 82V85L76 84V86L79 87L81 85ZM253 83H257V85H255ZM226 84H228V85H226ZM95 90H97L98 92ZM33 94H31V95H33ZM228 95H230V97ZM237 95H239L242 98L238 99L240 97H237L235 99V97ZM253 95H255V97ZM49 97H51V99ZM46 98H48V99H46ZM92 98H94L95 100ZM237 99H238V102H237ZM96 100H98V101L96 102ZM94 101L96 103H94ZM230 101H231V103H230ZM102 103H103V106H102ZM247 107H249V108H247ZM196 108H197V106H196ZM236 109H240V110L242 109V111L238 114H235L234 116H231L230 113L234 110L236 111ZM92 112H93V115H92ZM160 116H163V115L160 114ZM253 118L256 121L253 120ZM89 120L92 122H90ZM164 120L165 119H162V117H160V118H158V121L155 119V122L157 123L160 121L159 123H161ZM93 121H94V123H93ZM155 122H153V123H155ZM92 123H93V125H91ZM244 123H246V126L248 123H250V126H249L250 130L256 131V132L254 133L251 131V133L249 132L248 135L243 134L245 136L244 137L242 135V132L240 129V127L244 126ZM146 124L144 125V123L141 121L140 125H138V128H136V130L139 131L140 129H143V126L144 127L147 126ZM251 124H252V126H251ZM97 125H98V127H96ZM70 126H67L68 129L69 130L71 129L70 132H72V131L74 132V133L72 132V135L77 137L78 135H74V134H78L79 131L81 133V129H80L81 126H79L80 128H78V129L76 128L75 130L72 126H71L72 128ZM140 126H142V127H140ZM94 129H95V131H94ZM131 129L133 131H136L133 126H131ZM56 131H57V128L55 129V131L53 130V133H55ZM237 132L240 133V135L237 134ZM252 133H254L256 135L255 139L251 138V137L254 138V136H252ZM93 134H95L94 135L95 137H93ZM250 135H251V137H250ZM231 136H233V137H231ZM234 136L238 137V138L235 139ZM224 137H225V139H224ZM227 137L232 138V139L228 138V140H230L231 142L232 141L234 142L233 139H235L236 141H237V139H240V143H238L239 140H238V142H235L237 145L239 144L240 146L242 144H244V141H245V145L248 142L249 150H247V147H246V152L242 153L245 151V150L242 151L243 148L241 150V147H245V145H243L241 147L239 146L240 148L237 147L239 149L236 148L238 150V152H237V151H235L236 144H234L233 142L232 143L227 142L228 144L231 143V144L235 145L234 149H231L230 144H229L230 147H228V145L226 143H224L225 141H223V140H227ZM243 137L246 138L247 142H246V140L241 141V138H243ZM83 138L87 139V140H84ZM247 138L252 139V141L254 140L258 144L256 143L257 145H255V142H254V146H253V144H251V146H250V143H253V142L251 140L249 141ZM93 139H94V141H93ZM4 140L7 142H5ZM241 142H242V144H241ZM74 144H76V147ZM224 144H226L227 146L226 145L224 146ZM73 145H74V147H73ZM218 145H221V146L219 147ZM44 147H46V148L48 147V148L46 149ZM77 147H78V149H77ZM252 147H253L254 151H253V149H250ZM39 149H40V151L37 152V150H39ZM229 150L233 151V152H230ZM239 150L242 152H239ZM194 152H195V154L197 153V155H194ZM231 153L232 154L238 153L237 154L238 156L237 155L232 156ZM239 153H240V155L241 154H243V155H241L239 157ZM244 154L246 157L244 156ZM211 155H212V153H211ZM194 156L195 157L197 156V157L195 158ZM137 157L139 158L138 155L133 156L131 158V161L133 159L135 160ZM234 158H235V160H234ZM134 160L132 162L136 161V160L135 161ZM231 160H233V161H231ZM198 161H197V163H199ZM73 163H75V161ZM48 165H51V166H48ZM74 165L75 164H72V168ZM26 166L29 169L30 168L34 169V165H27V164L22 166L23 169ZM37 166H38V168H36ZM27 167H26V169H27ZM49 168H47V169H49ZM108 169L109 168H107V170ZM105 171H106V169H105ZM214 174L217 176L215 177ZM7 177L9 179L11 178L13 183L11 182V180L8 181L9 179L7 180ZM193 180H194V182L198 181L197 178L191 179L186 184H184L182 187H185L186 190H188V188L190 189V187H191L190 184L193 183L192 182ZM214 180L216 182H214ZM70 181H72V183L73 182L75 183L74 180H70ZM89 185L90 184L87 185L88 187L87 186L82 187L81 185L79 186V188L81 187L85 191L84 192L85 196H87L88 194H91V193H95L93 191H95V189L96 190L98 189L97 187H95L94 184H91L92 186L91 185L89 186ZM93 186H94V188H93ZM29 187H33V188H29ZM81 188H80V190H82ZM86 188H88V190ZM20 189L24 190L25 192L22 190L16 192L17 190H20ZM27 189L29 191H26ZM31 189L32 190L34 189L35 191L31 192ZM90 191H91V193H88ZM12 192L13 193H19L20 195L23 194L24 198L20 196L19 197L20 201L13 202L8 197V196H10V194H12ZM183 192L184 191L179 192L178 195L181 196ZM185 193H186V191H185ZM24 194H26V196ZM3 198H4V201L2 200ZM242 198H245L248 200L247 205L244 207H240L239 202H238L239 199H242ZM25 199H27L26 200L27 202L25 201ZM31 200H33L34 202H31ZM121 200L125 201V199H123V198L121 199L120 197L115 201L118 204H120V203H123V201L121 202ZM2 201H3V203H2ZM45 201L46 202L48 201L49 203H46ZM23 202H25V203H23ZM24 204H25V206H24ZM118 204H116L117 207L119 206ZM143 204H144V201H140V200L136 201V205L137 206L139 205L140 209H142V208L144 209L145 204L144 205ZM59 205H61V206H59ZM59 205L57 204L56 207H59L58 210L60 209L59 212L61 213L62 211L65 210V208L63 207L65 205H63V204H59ZM120 205L121 206H119V207H122L124 205V203L120 204ZM137 206H135V207H137ZM142 206H144V207H142ZM29 208L32 211L29 210V211H27V214H26V210H28ZM34 208L36 209V211H39L40 214L38 212L35 213ZM39 208H40V210H39ZM244 208L245 209L248 208L249 210L251 209L250 210L252 212V213H250V215H252L251 217L253 218V216H254L255 219H257V220H255V222H254L255 225H254L252 223V218L250 217V215H248L249 213L246 212L248 223L250 225V229L247 232H243V228H242L244 226L243 225L244 223L242 221L240 209L244 210ZM66 209H67V207H66ZM158 209L160 210V208H158ZM128 211H130V213H133V209L130 207L128 208ZM9 212L10 213L13 212L14 214H12V213L10 214ZM24 212L26 215L24 214ZM41 213H43V216L41 215ZM8 214H10V215H8ZM32 214L33 215L37 214V216L34 215L35 217H33V219H32L33 221H34V218H37L39 216L37 218L38 220L35 219V221L33 222V226H32V221L30 224L29 223L26 224L28 222L27 220L29 219V216H31ZM22 215L25 217H22ZM25 219L27 222L24 221ZM30 220H31V217H30ZM125 222L123 221L122 223H125ZM132 222H134V224ZM177 222L179 223V225ZM37 223L40 224L39 226H41V224H43L42 227L44 229H41L42 227L37 226ZM162 223L166 224V222H163V221H162ZM158 224L162 225L161 222L160 223L158 222ZM26 225H28L27 228L23 229L24 227H26ZM22 226H23V228H22ZM181 228H182V230H181ZM64 231H66V229ZM155 231H156V229H155ZM129 232H130V234H129ZM48 233H50V236H51L50 239H47V237L48 238L50 237V236H47V235H49ZM156 239L157 238H154V241H156ZM57 242H58V240H57ZM46 243H48V244H46ZM47 245H49L50 249L48 248ZM61 246L63 247V249H60ZM157 260H158V262H157Z\"/></svg>",
	"mask_w": 264,
	"mask_h": 264
}]
</instances>
